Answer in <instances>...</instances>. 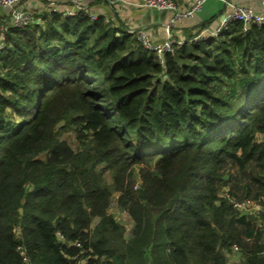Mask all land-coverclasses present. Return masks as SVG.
Returning a JSON list of instances; mask_svg holds the SVG:
<instances>
[{
    "label": "trees",
    "instance_id": "1",
    "mask_svg": "<svg viewBox=\"0 0 264 264\" xmlns=\"http://www.w3.org/2000/svg\"><path fill=\"white\" fill-rule=\"evenodd\" d=\"M35 1L0 53V264H264V25L162 62L74 0Z\"/></svg>",
    "mask_w": 264,
    "mask_h": 264
},
{
    "label": "built area",
    "instance_id": "2",
    "mask_svg": "<svg viewBox=\"0 0 264 264\" xmlns=\"http://www.w3.org/2000/svg\"><path fill=\"white\" fill-rule=\"evenodd\" d=\"M206 1L207 0H191L190 5L183 8L179 2L175 0H140L141 5L172 12L171 17L166 22L168 38L163 42H157L152 39L151 34L145 29L128 31L135 33L137 41H139L145 49L155 52L158 58L163 62L167 52H174L175 45H182L186 41L199 40L208 35L219 36L223 30L228 29L235 23H241L243 31H248L252 25H264V11L255 10L249 5L234 4L230 0H225L228 10L219 18L214 28H205L197 32L190 40L185 38L176 39L174 28L177 23L185 18L194 16L202 9ZM22 2L23 0H0V8H9L10 10V23L4 21L0 22V53L7 41L9 24L16 27H24L33 20V11L24 7ZM74 3L78 4L79 0H74ZM52 10H56L55 7H53ZM77 12V9H69L66 11V14L73 15ZM88 13L93 19L98 17V14L94 11L89 10ZM105 20L107 22H114V17H105ZM235 205L244 207L246 210L257 211V209L259 210L261 208L259 203H254L251 199L236 202Z\"/></svg>",
    "mask_w": 264,
    "mask_h": 264
},
{
    "label": "crops",
    "instance_id": "3",
    "mask_svg": "<svg viewBox=\"0 0 264 264\" xmlns=\"http://www.w3.org/2000/svg\"><path fill=\"white\" fill-rule=\"evenodd\" d=\"M234 4H243L253 7L255 10L264 11V0H230ZM179 4L186 8L191 0H178ZM22 5L26 8H33L34 11L41 13L48 10L46 3L36 2L35 0H24ZM80 7L88 8L104 17H114V22L125 30H147L152 39L163 42L168 38L166 22L172 15L169 10H161L147 7L140 4V0H79L78 4H70L66 9ZM228 6L225 0H207L202 9L194 16L185 18L177 23L174 28L175 38H185L195 35L205 28H214L219 18L226 13ZM9 8H0V22L10 23Z\"/></svg>",
    "mask_w": 264,
    "mask_h": 264
},
{
    "label": "rangeland",
    "instance_id": "4",
    "mask_svg": "<svg viewBox=\"0 0 264 264\" xmlns=\"http://www.w3.org/2000/svg\"><path fill=\"white\" fill-rule=\"evenodd\" d=\"M40 2L41 1H38L39 4H40ZM30 9L33 10V8H30ZM61 137L67 139L74 146L78 142V140L76 139V135H75L74 131L63 132L61 134ZM132 173H133L134 181H135L134 189H137L139 186V183H140L139 166H135V171ZM105 177H106L107 181L110 184H112L111 182L113 181V177H112V171L110 169L105 170ZM118 195H119L118 191H115L113 193L112 198H111V203L109 206V211L112 212L113 214H115V217L118 219V221L124 225L125 235L127 237H129L131 235L132 229H133V219L130 216L129 212L120 205V203L118 201ZM254 203H257V202L254 201ZM234 250L235 251H232L229 253V261H230L229 263L230 264H231V262L238 260L241 257L240 251H238L237 249H234Z\"/></svg>",
    "mask_w": 264,
    "mask_h": 264
}]
</instances>
